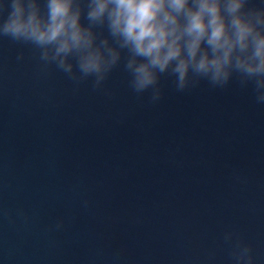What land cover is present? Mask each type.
<instances>
[{"label": "clouds", "instance_id": "obj_1", "mask_svg": "<svg viewBox=\"0 0 264 264\" xmlns=\"http://www.w3.org/2000/svg\"><path fill=\"white\" fill-rule=\"evenodd\" d=\"M2 38L31 45L45 68L77 85L91 79L94 90L123 63L129 88L150 90L152 101L167 76L177 91L235 78L264 104V4L250 0H0ZM230 256L254 264L238 236Z\"/></svg>", "mask_w": 264, "mask_h": 264}]
</instances>
